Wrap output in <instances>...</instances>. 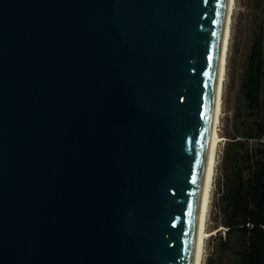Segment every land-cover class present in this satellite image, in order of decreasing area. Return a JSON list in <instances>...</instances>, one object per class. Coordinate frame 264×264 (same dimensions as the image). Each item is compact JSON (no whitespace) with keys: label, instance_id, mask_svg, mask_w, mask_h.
<instances>
[{"label":"water","instance_id":"95a60500","mask_svg":"<svg viewBox=\"0 0 264 264\" xmlns=\"http://www.w3.org/2000/svg\"><path fill=\"white\" fill-rule=\"evenodd\" d=\"M225 0H0V264H192Z\"/></svg>","mask_w":264,"mask_h":264},{"label":"trees","instance_id":"16d2710c","mask_svg":"<svg viewBox=\"0 0 264 264\" xmlns=\"http://www.w3.org/2000/svg\"><path fill=\"white\" fill-rule=\"evenodd\" d=\"M253 1L239 105L222 163L217 228H223L206 264H264V0Z\"/></svg>","mask_w":264,"mask_h":264},{"label":"rangeland","instance_id":"374dc122","mask_svg":"<svg viewBox=\"0 0 264 264\" xmlns=\"http://www.w3.org/2000/svg\"><path fill=\"white\" fill-rule=\"evenodd\" d=\"M236 10L233 17L232 36L230 40L227 79L224 88L223 115L221 117L220 135L223 141L220 143L217 157L216 176L214 192L210 207L207 224V239L204 264L207 256L212 252L214 246L213 236L217 230L219 216V197L223 186L222 163L226 144L233 135L234 114L239 105V86L241 74L244 67V60L247 53V45L255 17L253 0H236Z\"/></svg>","mask_w":264,"mask_h":264},{"label":"bare ground","instance_id":"6f19581e","mask_svg":"<svg viewBox=\"0 0 264 264\" xmlns=\"http://www.w3.org/2000/svg\"><path fill=\"white\" fill-rule=\"evenodd\" d=\"M236 8V0H225L222 46L218 62L217 80L209 115L208 133L203 157L204 177L198 203L199 218L195 233L192 264H204L205 259L207 224L214 192L217 157L220 143L223 141L220 135V127L221 117L223 115L224 88L227 79V66L233 28V17Z\"/></svg>","mask_w":264,"mask_h":264}]
</instances>
